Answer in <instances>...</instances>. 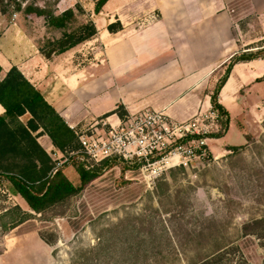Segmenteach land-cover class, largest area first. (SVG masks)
Wrapping results in <instances>:
<instances>
[{"label": "rangeland", "instance_id": "rangeland-1", "mask_svg": "<svg viewBox=\"0 0 264 264\" xmlns=\"http://www.w3.org/2000/svg\"><path fill=\"white\" fill-rule=\"evenodd\" d=\"M2 8L0 34L10 27L20 38L30 33L38 48L61 35L42 21L25 20L12 6ZM236 21L237 54L264 48V13L246 9ZM82 45L80 65L95 62L92 45ZM256 59L264 62V55ZM247 87L234 117L245 142L230 150L213 141L223 149L186 168L149 177L113 163L41 212L0 176V264H264V87ZM236 138L231 129L227 142ZM44 150L55 165L58 156ZM74 169L69 164L63 172L78 185Z\"/></svg>", "mask_w": 264, "mask_h": 264}, {"label": "crops", "instance_id": "crops-1", "mask_svg": "<svg viewBox=\"0 0 264 264\" xmlns=\"http://www.w3.org/2000/svg\"><path fill=\"white\" fill-rule=\"evenodd\" d=\"M27 1L54 14L72 9V25L91 20L97 28L91 39L49 59L30 33L20 38L10 27L0 34V79L15 65L70 128L145 107L184 120L211 106L219 78L239 51L236 14L230 7L237 15L246 9L264 13V0H107L97 13V0ZM25 20L42 21L45 28L61 32L48 26L43 16ZM84 43L92 45L96 61L80 65L78 51ZM261 78L264 62L258 59L232 66L217 95L228 111V126L223 135L211 139V151L223 149L213 141L230 150L245 142V132L234 120L235 109L244 99L241 89L257 91L264 87ZM3 113L0 104V116ZM231 129L237 138L227 142ZM37 140L44 148H55L46 134ZM71 173L78 180L77 171Z\"/></svg>", "mask_w": 264, "mask_h": 264}, {"label": "trees", "instance_id": "trees-1", "mask_svg": "<svg viewBox=\"0 0 264 264\" xmlns=\"http://www.w3.org/2000/svg\"><path fill=\"white\" fill-rule=\"evenodd\" d=\"M10 1L11 4L7 0H0L2 12L12 6L16 11L22 12L25 19L33 20L35 17L43 16L48 26L61 29L59 37L49 38L39 47L40 53L47 59L91 39L97 33V28L91 20L72 25L71 23L75 22L72 9L54 14L51 10L32 3L23 6L22 0ZM106 1H96L95 13ZM107 28L111 30L113 27L108 25ZM262 55L264 48L255 52L244 51L230 58L211 95V106L221 117L220 130L215 136L223 135L228 126V111L218 102L217 95L232 66L239 61L256 59ZM0 104L4 108V113L0 116V176L12 184L15 191L35 212H41L77 194L83 185L98 176L101 169L110 164L120 162L132 169H138L140 165L136 163L128 166L121 160L108 159L98 166L87 169L76 157H70L66 163L54 168L51 158L37 140L38 135L47 134L61 152L78 149L77 136L45 100L40 90L15 65H12L0 79ZM25 114H29V117L23 121L21 117ZM238 147L233 146L232 150ZM69 164H74L79 175L78 185L70 181L63 172Z\"/></svg>", "mask_w": 264, "mask_h": 264}, {"label": "built area", "instance_id": "built-area-1", "mask_svg": "<svg viewBox=\"0 0 264 264\" xmlns=\"http://www.w3.org/2000/svg\"><path fill=\"white\" fill-rule=\"evenodd\" d=\"M230 12L238 13L234 6L230 7ZM83 50L82 45L79 52ZM220 118L212 106L200 108L184 120H176L164 110L149 107L114 117L103 115L72 128L78 149L64 152L51 149L58 156L54 168L70 157H76L87 169L108 159L121 160L128 166L139 163L138 170L148 171L149 177H155L164 168L181 165L186 168L194 160L209 157V141L217 137ZM131 169L128 167V171Z\"/></svg>", "mask_w": 264, "mask_h": 264}]
</instances>
